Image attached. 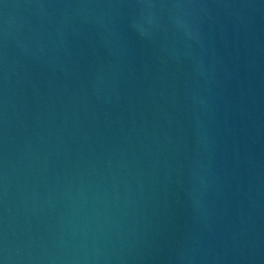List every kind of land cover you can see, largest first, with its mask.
<instances>
[{"label":"water","instance_id":"obj_1","mask_svg":"<svg viewBox=\"0 0 264 264\" xmlns=\"http://www.w3.org/2000/svg\"><path fill=\"white\" fill-rule=\"evenodd\" d=\"M0 264H264V0H0Z\"/></svg>","mask_w":264,"mask_h":264}]
</instances>
